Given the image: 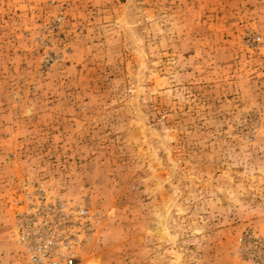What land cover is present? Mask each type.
<instances>
[{
	"label": "rangeland",
	"instance_id": "1",
	"mask_svg": "<svg viewBox=\"0 0 264 264\" xmlns=\"http://www.w3.org/2000/svg\"><path fill=\"white\" fill-rule=\"evenodd\" d=\"M57 199L76 264H264V0H0V264Z\"/></svg>",
	"mask_w": 264,
	"mask_h": 264
},
{
	"label": "built area",
	"instance_id": "2",
	"mask_svg": "<svg viewBox=\"0 0 264 264\" xmlns=\"http://www.w3.org/2000/svg\"><path fill=\"white\" fill-rule=\"evenodd\" d=\"M38 220L20 239L32 264H76L77 249L92 231L90 212L62 201L44 204Z\"/></svg>",
	"mask_w": 264,
	"mask_h": 264
}]
</instances>
